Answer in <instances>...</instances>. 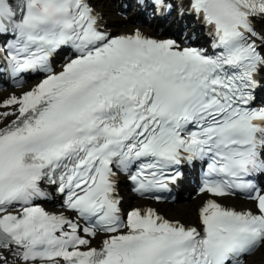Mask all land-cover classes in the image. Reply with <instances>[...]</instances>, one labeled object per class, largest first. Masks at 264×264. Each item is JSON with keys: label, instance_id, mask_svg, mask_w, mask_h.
Listing matches in <instances>:
<instances>
[{"label": "snow or ice", "instance_id": "snow-or-ice-1", "mask_svg": "<svg viewBox=\"0 0 264 264\" xmlns=\"http://www.w3.org/2000/svg\"><path fill=\"white\" fill-rule=\"evenodd\" d=\"M106 2L0 0V264H255L264 0H137L195 44L119 31ZM186 170L196 224L122 195L167 200Z\"/></svg>", "mask_w": 264, "mask_h": 264}, {"label": "bare ground", "instance_id": "bare-ground-1", "mask_svg": "<svg viewBox=\"0 0 264 264\" xmlns=\"http://www.w3.org/2000/svg\"><path fill=\"white\" fill-rule=\"evenodd\" d=\"M105 5H106V3L103 6L104 9H105ZM109 21L117 22V19L115 16L110 14L109 15ZM198 201H200V199L197 197L195 202L188 200L185 203L176 204L174 206L173 205H166V207L168 208V212L172 215V218L187 219L189 217H193V215L195 214L194 207ZM263 259H264V256H260L259 254H257L255 264L262 262Z\"/></svg>", "mask_w": 264, "mask_h": 264}]
</instances>
